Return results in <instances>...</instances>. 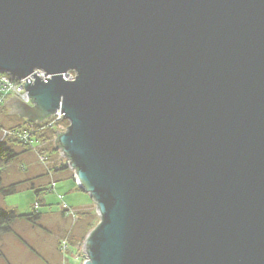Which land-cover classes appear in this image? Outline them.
I'll return each instance as SVG.
<instances>
[{"label": "water", "instance_id": "95a60500", "mask_svg": "<svg viewBox=\"0 0 264 264\" xmlns=\"http://www.w3.org/2000/svg\"><path fill=\"white\" fill-rule=\"evenodd\" d=\"M0 73L68 123L83 264H264V0H0Z\"/></svg>", "mask_w": 264, "mask_h": 264}, {"label": "rangeland", "instance_id": "374dc122", "mask_svg": "<svg viewBox=\"0 0 264 264\" xmlns=\"http://www.w3.org/2000/svg\"><path fill=\"white\" fill-rule=\"evenodd\" d=\"M20 121L21 119L10 116L6 109L0 112L1 130L2 128L21 127L23 125L20 124L23 123ZM63 122L62 130L65 131L68 123L65 120ZM3 123L7 127L3 126ZM38 145L37 143L33 144V148H37ZM51 147L52 145L46 149V154L51 152ZM13 151L17 157L3 171L2 185L6 190L9 185H15L14 191L16 190V193L5 198L0 197V206L20 215H29L34 212L33 206L38 203L36 212L42 217L35 225L18 221L13 226L12 234L0 236V264H63L58 251L59 242L63 239L69 240V244L78 248V255L81 253L83 255L81 250L83 241L94 229L88 230L87 227L96 221L99 222L94 204L89 196L82 191L78 192L81 197L71 203V194L66 192L64 186L66 181H56L54 187L43 181L45 177H50L45 169L48 168L47 162L49 165V163H56L61 160L63 164H66V160L60 158L58 152H54L50 158L51 162L46 160L43 164L38 160L37 156L39 155L34 150L25 151V148L15 146ZM42 157L45 159V156ZM37 175H40V180L32 179ZM68 176L73 180L72 171L68 170ZM39 190L42 192L36 196L35 191ZM63 201L69 207H78L81 204L78 209H72L76 214L74 218L64 215L67 213V209H64L65 204V206L60 204ZM83 204H85L84 207H82ZM62 212L64 214H61ZM79 213L81 216H78ZM84 214L87 215L84 216ZM75 254L76 251L71 249L69 264H79L81 263L79 261H84L83 256L79 260L75 259ZM78 255L76 257H79Z\"/></svg>", "mask_w": 264, "mask_h": 264}, {"label": "built area", "instance_id": "2783aa9c", "mask_svg": "<svg viewBox=\"0 0 264 264\" xmlns=\"http://www.w3.org/2000/svg\"><path fill=\"white\" fill-rule=\"evenodd\" d=\"M34 73H35V75L38 76V78H41L42 81H46L45 78L46 79L50 78V77L46 76L45 73L40 71V70H35ZM30 76L27 78H29V80L31 82H34V78H32ZM73 77H74V75L72 73H68V74L64 75V79H66V80H72ZM27 78L17 80V79L11 78L10 76H8L6 74L0 76V109L4 106L3 105L4 102L8 98L13 97V96L28 106L32 105V102L30 101V99H29V97H28V95L24 89V83L26 82L25 80ZM62 115L63 114L59 110H56L49 117V120L47 118V119L41 120L39 123L28 121V123L25 125V127L21 128V129L2 128V130L0 129V145L8 138L16 140V141L21 142V143L31 144L32 143L31 138L34 137V135L37 134V132L43 131V130L54 131V133H53V142H54L56 131H58V132L63 131L62 130V122L64 121V118L62 117ZM37 158L42 163L47 160L46 158L44 159L42 156H37ZM60 204L65 206L63 202H60ZM33 208L35 211H37L38 204H35L33 206ZM64 209H67V213H65L66 216L68 215V216H72L74 218L75 213L73 212L72 209H69L67 206H65ZM69 243L70 242L67 239H63L59 242L58 251L60 253V256L62 257L61 259L63 261V264H69V258H70L69 255H71V249L76 251V254L74 257L75 259L79 260V258L82 257V253H81V255L77 254L78 248L72 246ZM81 250H82V247H81ZM77 255L79 257H76ZM79 262H81L79 264H83L84 261H79Z\"/></svg>", "mask_w": 264, "mask_h": 264}, {"label": "trees", "instance_id": "16d2710c", "mask_svg": "<svg viewBox=\"0 0 264 264\" xmlns=\"http://www.w3.org/2000/svg\"><path fill=\"white\" fill-rule=\"evenodd\" d=\"M5 75L3 73H0V76ZM23 126L21 127H13L11 129H21L25 127V125L28 123V119ZM53 133L54 131L50 130H43L37 132V134L34 135V137L31 138V144H26V143H21L13 139H6L1 145H0V197L5 198L9 195L15 194L16 188L15 185H9V187L4 189L2 185V173L5 170L6 166L11 164L17 157L15 152L13 151L15 146H21L25 148V151H35L39 156H45V158L48 161V157L46 156V149L49 148V146L52 145L51 147V152L50 154L54 152H58L55 150L54 142H53ZM39 144L37 148H33V144ZM69 169L66 167V164H59L58 166L53 167V172L55 174L68 171ZM34 189V187H32ZM42 191H35L36 196L38 193ZM38 204V203H36ZM61 214H64L62 212ZM66 215V214H64ZM76 215V214H75ZM87 214H84L86 216ZM78 216H81L79 213ZM83 216V214H82ZM41 215L37 213L35 210L33 213L29 215H20L17 214L15 211H8L0 206V236L2 235H9L12 234L13 232V226L16 222L18 221H25L29 223L30 225H35L37 222L41 219ZM98 221L94 222L93 224L88 225V230L93 229L97 225ZM87 230V231H88ZM83 237V236H82Z\"/></svg>", "mask_w": 264, "mask_h": 264}, {"label": "crops", "instance_id": "0c3cea01", "mask_svg": "<svg viewBox=\"0 0 264 264\" xmlns=\"http://www.w3.org/2000/svg\"><path fill=\"white\" fill-rule=\"evenodd\" d=\"M8 100H9V98L6 101H8ZM3 109H6L9 112V107L4 105ZM3 109L1 111H3ZM9 115L10 116H14L15 118L21 119L20 123L25 124V122L27 121L26 119H24L22 117H19V115L17 113L16 114H9ZM23 124H20V125H23ZM2 125L6 126V124H4V123ZM46 155L48 156V161L51 162L50 158H52V156L54 154L52 153V155H51L50 152H48ZM61 163H62L61 160H59L56 163H53V162L49 163V165H48V162H47L46 165L48 166V168H45V169L47 170V172H48L47 174L50 175V177H45L44 178L45 180H43V181H46L47 185H48V183L51 184L52 187H54V183L56 181H66L64 186L66 187V192L68 194H71L72 200H70V201H71V203H73L75 200L78 199V197H81V195H78V192L80 190L77 188V186L75 185L74 181L70 178V176H68V171L60 172V173H57V174H55L53 172V167L58 166ZM41 176H44V175H41ZM32 179L38 181V180L41 179V177H40V175H37L35 178H32ZM43 181H41V183H43ZM66 192H65V194H66ZM63 203L70 209H78V207L81 206V204H80V206H78V207L77 206L76 207L72 206L73 207L72 208V207H69L64 201H63ZM84 205L85 204H83L82 207H84Z\"/></svg>", "mask_w": 264, "mask_h": 264}, {"label": "clouds", "instance_id": "9594fccd", "mask_svg": "<svg viewBox=\"0 0 264 264\" xmlns=\"http://www.w3.org/2000/svg\"><path fill=\"white\" fill-rule=\"evenodd\" d=\"M70 209V208H69Z\"/></svg>", "mask_w": 264, "mask_h": 264}]
</instances>
